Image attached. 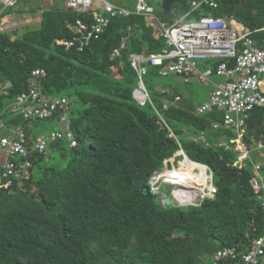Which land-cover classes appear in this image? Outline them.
Listing matches in <instances>:
<instances>
[{
	"label": "trees",
	"instance_id": "1",
	"mask_svg": "<svg viewBox=\"0 0 264 264\" xmlns=\"http://www.w3.org/2000/svg\"><path fill=\"white\" fill-rule=\"evenodd\" d=\"M237 1L216 0L215 8L199 6L189 18H231ZM148 3L157 16L168 19L160 2L158 7L152 0ZM175 4L182 14V3ZM243 5L234 17L264 48V0H243ZM77 18L85 16L56 3L42 10L38 26H25L21 33L16 28L0 31L4 131L22 127L29 147L31 139L43 133L34 130L40 120L12 111L16 96L34 84L45 94L65 92L69 129L76 139L73 147L59 139L44 153L31 150L30 164L19 168L9 184L1 175L6 152L0 148V264H212L215 252L225 247L235 248L240 256L264 233V206L251 186L250 162L241 168L234 165L236 152L219 146L221 140L236 136L233 130L212 127L222 123L223 113L197 115L192 102L181 100L164 111L188 157L178 170L166 171L205 180L206 165L216 192L198 205H161L149 181L180 146L157 122L151 105H140L132 97L138 77L128 56L158 52L164 39L155 36L145 16L132 14L111 19L83 51L65 49L61 41L74 36L68 25ZM121 43L120 55L112 57ZM36 68L44 69L45 75L33 77ZM148 76L158 78L157 68L148 67L143 81ZM151 82L144 84L159 107L180 95L156 92ZM201 133L203 138H196ZM242 136L254 152L252 158H260L253 147L264 142V105L249 112ZM220 264L233 262L224 259Z\"/></svg>",
	"mask_w": 264,
	"mask_h": 264
},
{
	"label": "built area",
	"instance_id": "2",
	"mask_svg": "<svg viewBox=\"0 0 264 264\" xmlns=\"http://www.w3.org/2000/svg\"><path fill=\"white\" fill-rule=\"evenodd\" d=\"M18 0H0V31L12 30L18 26L16 22L2 21L7 9H15ZM67 9L81 13L85 18H77L69 28L74 32L71 39H64L61 44L65 49L83 51L91 42L98 39L100 33L108 26L111 19L132 14L143 15L156 28L157 37L164 39V46L155 53H130V65L135 70L138 83L132 91V97L140 105L148 102L157 118V122L167 128V135L180 146V138L164 119V111L170 105H175L181 96L175 94L166 99L160 107L149 97L143 76L148 67H156L161 77L173 75L187 79L195 76L202 82H210V77L217 78L211 83L212 89L208 97L195 107V114L202 115L214 110L223 113V121L214 122L213 128L224 127L235 131L236 136L221 140L219 146L236 152L234 165L243 167L249 161L254 172L251 186L257 200L264 206V159L252 158V149L243 140L245 120L249 112L256 106L264 105V48L256 45L250 36L251 31H238L231 27L227 17H216L212 14L190 19V13L199 6L217 7L216 0H192L181 18L176 20L162 19L154 12L153 5L148 0H135L132 8L114 4L108 0H64ZM264 29V27L262 28ZM124 48L121 43L114 48L111 56H119ZM212 60L218 63L214 64ZM201 68L199 69V66ZM33 77L45 75V70L36 68ZM12 111L24 119L50 120L56 117L61 129L49 133H41L29 139L25 129L16 127L10 133L0 137V148L6 152L1 163V175L6 184L16 176L19 168H26L30 163L28 156L31 152L44 153L48 144L59 139H66L70 147L76 145L73 132L69 129L68 98L45 94L36 85H31L27 91L19 93L12 105ZM5 127L0 120V129ZM201 133L198 139L203 138ZM181 150V146L179 147ZM253 149L260 156L264 155V142H258ZM20 161H14V158ZM166 159L165 161H168ZM206 171L210 172L208 167ZM211 174V172H210ZM208 180V179H207ZM205 182L206 190L200 194L201 200L212 198L216 192L211 178ZM199 204V203H197ZM224 259L233 264H263L264 263V233L252 241V246L240 256L235 248L225 247L215 252L212 264H220Z\"/></svg>",
	"mask_w": 264,
	"mask_h": 264
},
{
	"label": "rangeland",
	"instance_id": "3",
	"mask_svg": "<svg viewBox=\"0 0 264 264\" xmlns=\"http://www.w3.org/2000/svg\"><path fill=\"white\" fill-rule=\"evenodd\" d=\"M26 3H21L20 1L17 3L16 8L15 9H8L9 11H5L4 14H14L15 15V19H17L20 23H18L17 27V31L18 33H21L25 26H31V27H36L37 22L32 18L31 20L25 22V23H21L24 17H22L23 15L21 13H18V10H27L29 11V7L34 8V12L30 13V16L37 18V16L40 15V10L41 7L45 8V7H50L51 5H53L55 2H60V0H25ZM24 1V2H25ZM114 4L117 5H122V6H132L135 2V0H108ZM153 4L155 6L158 7V2L161 3V0H152ZM62 4H63V0H62ZM179 6H176V8H178ZM24 8V9H22ZM178 10V9H177ZM179 11H178V17H180ZM177 17V18H178ZM6 19H10L6 16ZM4 19V20H6ZM12 19V18H11ZM148 19H150V17H148ZM190 19H194V18H190ZM7 22H15L12 20H7ZM17 23V22H16ZM25 24V25H24ZM24 25V26H22ZM22 28V30H20ZM144 77V76H143ZM152 80L151 85L154 91L156 92H162L164 90H169L172 92H178L180 93L181 96V101H187V102H192L194 104V106H197L198 104H200L201 102H203L204 99V93H205V88L208 87V83L207 82H202L198 79V77L195 76H191L188 77L187 79H184L182 77H178V76H173V75H167L164 77L159 76L158 78H151V77H146L144 78V81L146 80ZM211 81L216 80L215 77H210ZM53 96H61V95H66L65 92H55L53 94H51ZM58 127V123L56 122V118L50 119V120H40L37 121L36 125L34 126V130L39 133V132H43V133H49L52 130H55ZM4 129H1L0 134H3ZM264 152V150H263ZM254 152L251 153V155ZM178 155L175 159L171 158L167 161H165V165L163 168H161L158 171H155L151 178H150V187H151V191L158 195V202L163 205H169V206H177V207H185L189 204H194L196 205L197 203L200 202L201 198H200V194H202V192L204 190H206V187L204 186L205 182L208 181L209 183V178H208V174L211 178V174L210 172L206 171V179L205 180H200L199 178H197V176H187V177H175L172 176L173 180H178L179 182H183V181H187L190 183L193 182H197V184H202V185H190L192 187L189 186V190H186L188 193L186 194L184 191L182 192V195L184 196H177L174 192L177 189H180V184L178 183H174V182H169L168 181V177L165 174L166 170L168 171H175L178 170L179 167L181 165L185 164V159L183 162H181L178 165V161L179 159L182 158V154H176ZM175 155V156H176ZM54 157V155H53ZM56 158V157H55ZM264 159V155L260 157V160ZM57 160V159H56ZM170 160H172V162H170ZM167 163H170V165L167 166ZM194 172H197V170H194ZM171 179V181H172ZM208 179V180H207ZM175 185H174V184ZM199 187V188H197ZM193 188V189H192ZM196 188V189H195ZM188 189V188H187ZM202 189V190H201ZM193 194V195H192ZM188 195V196H187ZM194 196V197H193Z\"/></svg>",
	"mask_w": 264,
	"mask_h": 264
},
{
	"label": "crops",
	"instance_id": "4",
	"mask_svg": "<svg viewBox=\"0 0 264 264\" xmlns=\"http://www.w3.org/2000/svg\"><path fill=\"white\" fill-rule=\"evenodd\" d=\"M56 3H58V4H60L62 7H64V1H63V4H62V0H60V2H55L54 4H56ZM135 3V2H134ZM177 3H182V6H183V4H185V3H187L188 4V2H186L185 0L184 1H182V2H177ZM25 4V3H24ZM53 4V5H54ZM53 5H51V6H53ZM134 5V4H133ZM174 5V6H173ZM172 5V8H171V11L170 12H168L167 13V17H169L170 15H172L173 16V18L171 19V20H176V19H178V18H181L182 17V15L184 14V12H186V11H183V13L182 14H180V17H178L179 15H178V11H179V7L178 8H176V6H179V5H177V4H173ZM50 6V7H51ZM50 7H45V8H50ZM127 7V6H126ZM161 7V6H160ZM128 8H131V7H128ZM22 9H24V8H22ZM44 8H42L41 7V10H40V15L39 16H37V18H35V17H32V16H30V13H32V12H34V10L33 11H28V9L27 10H18L19 12L18 13H21L23 16L22 17H24L22 20V22L21 23H25V22H27V21H29V20H31L32 18L37 22V25H39V23H40V19H41V12H42V10H43ZM178 9V10H177ZM188 9V8H187ZM183 10V9H182ZM6 16L8 17V18H10V19H6ZM178 17V18H177ZM13 19V21H15V22H17V23H20L17 19H15L16 17H15V15L14 14H9V13H7V14H5L3 17H2V21H4V19H6V21L7 20H12ZM227 20H228V22H229V24L231 25V27L232 28H234V29H236V30H238V31H246V30H248V28L246 27V26H244L242 23H240V22H238L236 19H235V17H234V15L231 17V18H227ZM147 21L149 22V23H151L150 22V19H147ZM152 24V23H151ZM25 25V24H24ZM24 25H22V26H24ZM153 25V24H152ZM21 27V26H20ZM19 27V28H20ZM154 27V26H153ZM22 28H24L25 29V27H22ZM22 28L20 29V30H22ZM154 29V28H153ZM154 31V30H153ZM154 34H155V36L157 35V31H156V28H155V31H154ZM12 38L14 37L13 35L11 36ZM201 66L202 65H200L199 66V69L201 68ZM215 82H217V78H216V80H214V81H211L210 80V82H207L208 83V87L207 88H205V93H204V99H206L207 97H208V95H209V93H210V91H211V89H212V84L211 83H215ZM262 85H263V87H264V78H263V82H262ZM9 128H14V127H6V129H9ZM4 131V130H3ZM8 132L10 133V131H7V133L4 131V133L3 134H0L1 136L2 135H4V134H8Z\"/></svg>",
	"mask_w": 264,
	"mask_h": 264
},
{
	"label": "water",
	"instance_id": "5",
	"mask_svg": "<svg viewBox=\"0 0 264 264\" xmlns=\"http://www.w3.org/2000/svg\"><path fill=\"white\" fill-rule=\"evenodd\" d=\"M182 1H184V0H161L160 6L164 12L168 13L171 11L173 4H175L177 2H182ZM234 6L235 7H234V14L233 15H235V12L238 11L239 9L244 8L243 0H238L237 2H235ZM187 8H188V4L187 3L183 4V6H182L183 11H187ZM172 18H173L172 15H170L168 17L169 20H171ZM9 84H10V82L7 83V85H9Z\"/></svg>",
	"mask_w": 264,
	"mask_h": 264
},
{
	"label": "bare ground",
	"instance_id": "6",
	"mask_svg": "<svg viewBox=\"0 0 264 264\" xmlns=\"http://www.w3.org/2000/svg\"><path fill=\"white\" fill-rule=\"evenodd\" d=\"M178 154H181L180 152L178 153ZM183 157V159H187V157H185V156H182ZM188 160V159H187ZM184 161V160H183ZM182 161V162H183ZM170 162H172V160H170ZM189 162H191V161H189ZM181 163V162H180ZM179 163V164H180ZM164 166H166V165H164ZM204 166V165H203ZM165 174L167 175V177H168V181L169 182H176V183H178V184H182L181 186H180V189H177L174 193L177 195V196H184V195H182V192L184 191L186 194L188 193L186 190H189L190 188H189V186L190 185H195V186H199V185H202V184H197V182L195 181V182H193V183H190V182H187V181H183V182H179L178 180H173L172 179V175L171 174H169L167 171L165 172ZM206 177H207V175H206ZM171 179H172V181H171ZM190 187H192V186H190ZM188 188V189H187ZM197 188H199V187H197ZM193 189V188H192ZM196 189V188H195ZM202 190V189H201ZM204 192V191H203ZM193 195V194H192ZM188 196V195H187ZM194 197V196H193Z\"/></svg>",
	"mask_w": 264,
	"mask_h": 264
},
{
	"label": "clouds",
	"instance_id": "7",
	"mask_svg": "<svg viewBox=\"0 0 264 264\" xmlns=\"http://www.w3.org/2000/svg\"><path fill=\"white\" fill-rule=\"evenodd\" d=\"M63 1H64V0H63ZM132 7H133V6H132ZM64 8H66L65 5H64ZM154 8H155V7H154ZM66 9H67V8H66ZM67 10H69V9H67ZM69 11H72V10H69ZM72 12H74V11H72ZM78 14H81V13H78ZM70 24H71V23H70ZM70 24H69V25H70ZM69 25H68V27H69ZM178 152H180L183 156L187 157L186 154L183 152L182 149L179 150ZM178 152H176L175 155H176ZM177 156H178V155L173 156L172 158L175 159ZM187 158H188V157H187ZM169 159H171V158H169ZM165 160H166V159H165ZM165 160H164V165H165ZM191 161H192V160H191ZM167 162H169V161H167ZM193 162H194V161H193ZM167 166H168V163H167ZM204 166L207 167L206 165H204ZM157 171H158V170H157ZM210 172H211V171H210ZM211 174H212V172H211ZM173 184H174V183H173ZM174 185H175V184H174ZM200 201H201V200H200ZM199 204H200V202H199ZM197 205H198V204H197ZM213 258H214V257H213Z\"/></svg>",
	"mask_w": 264,
	"mask_h": 264
}]
</instances>
